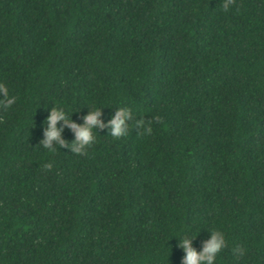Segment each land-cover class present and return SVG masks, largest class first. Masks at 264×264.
<instances>
[{"label": "trees", "instance_id": "16d2710c", "mask_svg": "<svg viewBox=\"0 0 264 264\" xmlns=\"http://www.w3.org/2000/svg\"><path fill=\"white\" fill-rule=\"evenodd\" d=\"M0 264H264V0H0Z\"/></svg>", "mask_w": 264, "mask_h": 264}]
</instances>
